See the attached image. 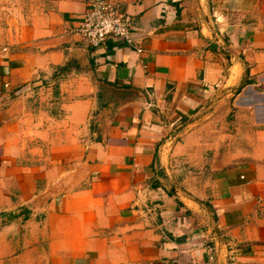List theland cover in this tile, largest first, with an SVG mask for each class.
<instances>
[{"label": "crops", "instance_id": "crops-1", "mask_svg": "<svg viewBox=\"0 0 264 264\" xmlns=\"http://www.w3.org/2000/svg\"><path fill=\"white\" fill-rule=\"evenodd\" d=\"M112 1L134 44L44 0L0 50V264H264V0Z\"/></svg>", "mask_w": 264, "mask_h": 264}, {"label": "built area", "instance_id": "built-area-1", "mask_svg": "<svg viewBox=\"0 0 264 264\" xmlns=\"http://www.w3.org/2000/svg\"><path fill=\"white\" fill-rule=\"evenodd\" d=\"M71 33L83 38L87 46L100 47L111 37L134 44L132 16L112 0H88V8ZM7 49V48H4ZM9 87V83H5Z\"/></svg>", "mask_w": 264, "mask_h": 264}, {"label": "rangeland", "instance_id": "rangeland-1", "mask_svg": "<svg viewBox=\"0 0 264 264\" xmlns=\"http://www.w3.org/2000/svg\"><path fill=\"white\" fill-rule=\"evenodd\" d=\"M44 0H0V50H4L9 42L13 22L39 10Z\"/></svg>", "mask_w": 264, "mask_h": 264}, {"label": "water", "instance_id": "water-1", "mask_svg": "<svg viewBox=\"0 0 264 264\" xmlns=\"http://www.w3.org/2000/svg\"><path fill=\"white\" fill-rule=\"evenodd\" d=\"M100 127L101 128H104L105 127V118H101V121H100ZM219 252V251H218Z\"/></svg>", "mask_w": 264, "mask_h": 264}]
</instances>
